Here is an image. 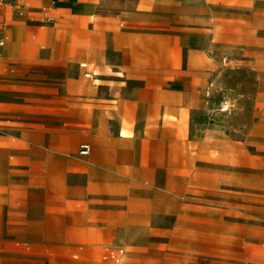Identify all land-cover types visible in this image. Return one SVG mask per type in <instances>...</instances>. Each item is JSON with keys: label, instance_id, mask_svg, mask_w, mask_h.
Masks as SVG:
<instances>
[{"label": "rangeland", "instance_id": "374dc122", "mask_svg": "<svg viewBox=\"0 0 264 264\" xmlns=\"http://www.w3.org/2000/svg\"><path fill=\"white\" fill-rule=\"evenodd\" d=\"M26 1L27 11L9 18L0 49V137L18 140L23 118L29 137L42 141L38 149L29 144L27 163L18 167L30 172L13 175V184L41 178L46 228L59 226L54 216L69 214L58 206L70 194L86 190L104 197L126 233L170 243L167 254L264 264V0H58L51 22L35 11L42 0ZM21 33L34 63L24 64L13 48ZM69 39L131 45L134 75H127L125 49L67 63L46 53ZM88 86L124 89L110 101L115 109L134 100L122 127L98 117L93 104L103 96L87 95ZM68 89L78 91L70 96ZM16 143L2 140L0 147L12 145L21 159ZM49 231L46 243L59 242ZM234 237L236 254L229 251ZM204 238L214 249H187Z\"/></svg>", "mask_w": 264, "mask_h": 264}, {"label": "crops", "instance_id": "0c3cea01", "mask_svg": "<svg viewBox=\"0 0 264 264\" xmlns=\"http://www.w3.org/2000/svg\"><path fill=\"white\" fill-rule=\"evenodd\" d=\"M61 1L64 2L65 0ZM78 1L88 5L86 0ZM33 2L40 3V0H33ZM42 2L43 5L35 10L42 15L41 22H48L47 16H52V21H54L55 16L51 12L57 8L58 0H42ZM17 3L23 5V11H27L26 0H17ZM18 12L21 11L10 5H5L0 10L2 17L0 36L6 40L5 45L1 46L0 49L6 46L7 35L12 29L9 18H13V14ZM24 38L25 33H21V39L14 42L13 48L17 49L16 53L21 55L24 64L34 63L27 56L28 52L31 51L30 48H32L31 42ZM43 47L44 45H41V48ZM109 48L127 50L124 55L128 69L127 75L133 76L134 70L129 61L132 46L117 39L55 41L46 53L60 63H67L77 55L90 59H103ZM39 56L41 57V52H39ZM35 61L38 62V60ZM25 88H30L34 92L43 91V88L37 85L35 87L27 85ZM85 90L89 92L87 95L103 96L96 98L93 104L100 112L98 115L100 119L108 125L113 122L118 127L123 126L126 108L133 105L134 100H122L116 109L110 101L119 92L124 96V89L112 88L104 93V90L93 89V87L88 86ZM74 91L78 90L68 89L67 94L71 96ZM27 125L28 122L22 118L20 120L22 135L18 140H14L24 152L25 156H22L21 159L13 155L12 145L14 141L7 137H0V141L5 140V142L12 144L11 146L0 147V264H212L200 258L202 256H195L191 253L182 256L167 254L168 248L171 247L170 243L157 245V243L151 242L150 233H126L120 226L124 222L112 217L108 205H103V203H107L104 197L87 194L86 190L82 191L84 192L82 195L70 194L65 205L58 206L63 210L67 208L69 214L54 216V222L59 226L54 229H47L43 195L39 192L41 186L38 182L41 178L36 177V184H13V175L19 172H26V174L30 172L27 168L18 167L27 163L29 144H32L33 149H38L39 142L42 143L37 135L29 137ZM49 230L57 234L56 239L59 242L46 243V240L49 239L48 234L51 233ZM229 240V251L236 254V238H229ZM99 241H113L114 243ZM215 245V242L205 238L199 242L186 243L189 251L197 250V252L214 249ZM125 247H129V249L126 250ZM244 249L246 253L250 254L253 249L252 241L246 239ZM230 264L238 263L234 261Z\"/></svg>", "mask_w": 264, "mask_h": 264}, {"label": "built area", "instance_id": "2783aa9c", "mask_svg": "<svg viewBox=\"0 0 264 264\" xmlns=\"http://www.w3.org/2000/svg\"><path fill=\"white\" fill-rule=\"evenodd\" d=\"M5 5H10L11 7L18 8L21 12L23 11V5H22V4L19 5V4L17 3V0H0V10H1L2 7L5 6ZM46 20H47L48 22H51V21L53 20V17H52V16H47V17H46ZM5 42H6L5 38L2 37V36H0V47H1V46H4V45H5ZM80 65H81V67H83V68L85 69V73H84L85 76H87V77H92V76L95 74V72L92 71V70L89 68V65H88L87 62H81ZM82 150H83L84 153H87V152H89V150H90V146H89L88 144H84V145L82 146Z\"/></svg>", "mask_w": 264, "mask_h": 264}]
</instances>
